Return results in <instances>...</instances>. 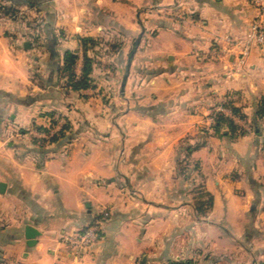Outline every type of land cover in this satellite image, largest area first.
<instances>
[{
  "label": "crops",
  "instance_id": "1",
  "mask_svg": "<svg viewBox=\"0 0 264 264\" xmlns=\"http://www.w3.org/2000/svg\"><path fill=\"white\" fill-rule=\"evenodd\" d=\"M1 3L0 264H264L252 0ZM82 39L94 86L77 90L60 69L73 51L81 74ZM230 94L246 133L209 131ZM91 226L77 256L68 239Z\"/></svg>",
  "mask_w": 264,
  "mask_h": 264
},
{
  "label": "trees",
  "instance_id": "2",
  "mask_svg": "<svg viewBox=\"0 0 264 264\" xmlns=\"http://www.w3.org/2000/svg\"><path fill=\"white\" fill-rule=\"evenodd\" d=\"M0 10H8L7 6L5 4H0ZM82 42L85 47V60L83 69L81 71L80 75H77L75 73V67L77 64V60L79 58V54L77 52L68 51L65 55L64 64L61 67V72L64 77H66V81L68 85L73 87L74 89L80 90L83 88H88L91 86H94V79L91 76L92 70H93V64L94 59L93 57L88 55V50L94 48V46L97 44V40L95 39H82ZM224 106L231 109V111L240 117L245 116L244 112L242 111L241 107H238L234 101H225ZM258 117H264V96L261 98L258 111H257ZM66 124L64 125V129ZM255 128V126H253ZM213 129L215 133L217 134H232V135H240L246 133V130H244L242 127H240L233 118L218 112L215 118V122L213 124ZM208 131L206 130V133ZM201 195L208 194L207 192H201ZM213 199V196L210 198ZM203 201H199L197 204V210L200 212L203 209ZM206 212V209L203 211ZM201 213V212H200ZM202 214V213H201ZM183 264H194L192 261H187Z\"/></svg>",
  "mask_w": 264,
  "mask_h": 264
},
{
  "label": "built area",
  "instance_id": "3",
  "mask_svg": "<svg viewBox=\"0 0 264 264\" xmlns=\"http://www.w3.org/2000/svg\"><path fill=\"white\" fill-rule=\"evenodd\" d=\"M255 8V16L251 26V33L248 39L249 43H253L257 46L264 47V0H252ZM249 50V47H247ZM236 97L233 94L228 95L227 101H234ZM230 108L219 105L213 111L211 116L212 127L215 122V118L218 112L223 114H229V117L234 120L237 118L235 114H231ZM231 115V116H230ZM248 130V128H247ZM97 227L91 226L86 231L78 235H72L68 240L75 247L77 256H81V252L90 247L91 244L97 239L96 237Z\"/></svg>",
  "mask_w": 264,
  "mask_h": 264
},
{
  "label": "rangeland",
  "instance_id": "4",
  "mask_svg": "<svg viewBox=\"0 0 264 264\" xmlns=\"http://www.w3.org/2000/svg\"><path fill=\"white\" fill-rule=\"evenodd\" d=\"M30 14H32L33 15V12L31 13L30 12ZM37 39V38H36ZM257 46V45H256ZM260 49H263L264 47H261V46H258ZM247 51H249V50H247ZM104 56V55H103ZM102 56V57H103ZM91 87H93V86H91ZM98 93V92H97ZM99 95H100V99H102L103 98V94L104 93H98ZM231 110V109H230ZM231 114L233 113L232 111H229ZM234 114V113H233ZM232 114V115H233ZM227 116H229V114H226ZM231 116V115H230ZM205 127L209 130V131H211V132H213L214 131V129H213V127H212V119H211V117L209 118V120L206 122V124H205ZM201 192H206L205 190H204V188H202V187H198V186H195L194 188H192V194L193 195H195V196H197L198 195V193H201ZM207 193H209V192H207ZM212 197V194L211 193H209V195L208 194H203V195H201V201H203L204 202V204H203V209L200 211L202 214H206L207 212H209L211 209H212V207H213V199H210ZM202 202V203H203ZM197 204L198 203H196V207H197ZM206 209V212L204 213L203 211ZM139 261V260H138Z\"/></svg>",
  "mask_w": 264,
  "mask_h": 264
},
{
  "label": "water",
  "instance_id": "5",
  "mask_svg": "<svg viewBox=\"0 0 264 264\" xmlns=\"http://www.w3.org/2000/svg\"><path fill=\"white\" fill-rule=\"evenodd\" d=\"M4 187V184L2 185ZM39 231L34 227H29L27 231V237L30 239L29 244L35 243V237L38 235Z\"/></svg>",
  "mask_w": 264,
  "mask_h": 264
}]
</instances>
